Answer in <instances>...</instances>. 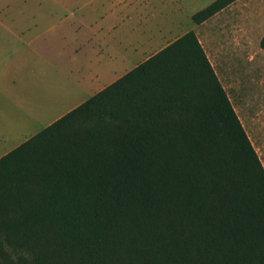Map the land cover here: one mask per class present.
<instances>
[{"label": "trees", "instance_id": "trees-1", "mask_svg": "<svg viewBox=\"0 0 264 264\" xmlns=\"http://www.w3.org/2000/svg\"><path fill=\"white\" fill-rule=\"evenodd\" d=\"M0 264H264V168L193 32L0 159Z\"/></svg>", "mask_w": 264, "mask_h": 264}, {"label": "crops", "instance_id": "crops-1", "mask_svg": "<svg viewBox=\"0 0 264 264\" xmlns=\"http://www.w3.org/2000/svg\"><path fill=\"white\" fill-rule=\"evenodd\" d=\"M200 1L0 0V145L19 147L166 48Z\"/></svg>", "mask_w": 264, "mask_h": 264}, {"label": "rangeland", "instance_id": "rangeland-1", "mask_svg": "<svg viewBox=\"0 0 264 264\" xmlns=\"http://www.w3.org/2000/svg\"><path fill=\"white\" fill-rule=\"evenodd\" d=\"M214 1H200L197 12ZM193 15L187 12L183 31L167 36L161 48L195 34L264 168V0H236L201 24ZM13 148L0 145V155Z\"/></svg>", "mask_w": 264, "mask_h": 264}]
</instances>
